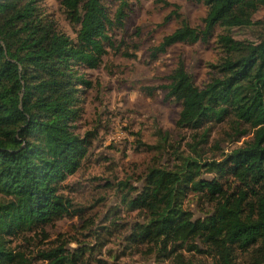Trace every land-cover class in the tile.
I'll return each mask as SVG.
<instances>
[{"label": "trees", "instance_id": "16d2710c", "mask_svg": "<svg viewBox=\"0 0 264 264\" xmlns=\"http://www.w3.org/2000/svg\"><path fill=\"white\" fill-rule=\"evenodd\" d=\"M58 1L79 26L74 38L45 20L37 0H0V264H28L10 239L71 214L62 183L80 168L92 139L75 132L83 88L91 85L83 70L97 68L115 49L111 32L124 26L132 0ZM191 1L207 8L203 27L181 20L151 56L176 43L208 42L216 27L252 29L257 37H219V76L203 87L182 61L167 76L162 88L180 102L176 126L190 132L193 154L179 153L172 167L147 169L128 200L143 217L129 241L155 256L148 264H264V21H254L264 0ZM225 123L234 135L253 134L219 161L201 158L213 124ZM155 134L158 144L148 148L164 149L168 133ZM202 169L213 179H203ZM228 180L233 189L226 192ZM190 195L202 196L211 210L194 218L185 204ZM79 254L57 247L38 256L46 264H78Z\"/></svg>", "mask_w": 264, "mask_h": 264}, {"label": "rangeland", "instance_id": "374dc122", "mask_svg": "<svg viewBox=\"0 0 264 264\" xmlns=\"http://www.w3.org/2000/svg\"><path fill=\"white\" fill-rule=\"evenodd\" d=\"M37 4L45 20L75 37L79 26L67 17L58 0H37ZM206 10L203 3L191 0L131 1L124 26L111 32L115 49L108 48L97 68L83 70L91 85L83 88L75 132L80 136L91 133L92 139L80 168L62 183L63 193L72 202L71 214L10 239L14 252L22 253L28 264H46L38 254L57 247L80 253L78 264L152 262L155 256L146 254V247L137 248L129 241L133 225L143 217L128 206V200L142 188L149 167H172L179 153L191 151L187 146L190 132L176 126L180 102L166 98L162 88L167 76L182 61L195 85L203 87L219 76L214 67L224 56L219 37L228 34L238 41L257 37L252 29L216 27L208 42L176 43L151 56V50L181 20L202 28ZM254 21H264V9L254 15ZM157 130L168 133L164 149L148 148L158 144ZM211 130L201 153L208 161L221 160L253 134L247 130L244 136L234 135L226 123L213 124ZM201 174L209 180L214 176L204 169ZM230 182L224 183V191L233 189ZM185 204L194 218L211 210L200 195H190ZM197 245L202 248L201 243ZM185 256L209 261L196 252H185ZM247 259L240 255L238 261Z\"/></svg>", "mask_w": 264, "mask_h": 264}]
</instances>
